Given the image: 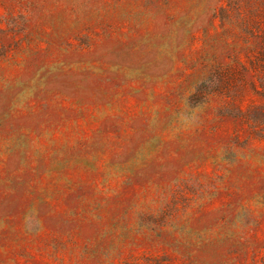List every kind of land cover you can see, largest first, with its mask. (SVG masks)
<instances>
[{
	"label": "rangeland",
	"instance_id": "rangeland-1",
	"mask_svg": "<svg viewBox=\"0 0 264 264\" xmlns=\"http://www.w3.org/2000/svg\"><path fill=\"white\" fill-rule=\"evenodd\" d=\"M0 264H264V0H0Z\"/></svg>",
	"mask_w": 264,
	"mask_h": 264
}]
</instances>
